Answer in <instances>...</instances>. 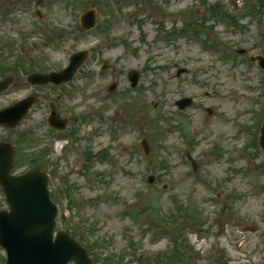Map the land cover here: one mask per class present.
<instances>
[{"label": "rangeland", "instance_id": "374dc122", "mask_svg": "<svg viewBox=\"0 0 264 264\" xmlns=\"http://www.w3.org/2000/svg\"><path fill=\"white\" fill-rule=\"evenodd\" d=\"M88 10L95 24L86 32L79 17ZM83 50L87 58L68 85L25 82L61 70ZM252 56L264 57V0H0V80L13 78L0 109L29 94L39 100L16 128H0V142L14 150L12 174L51 171L58 229L94 264H264L256 139L264 71L247 62ZM130 70L141 73L135 89ZM184 97L193 104L178 111L174 102ZM49 102L68 122L62 132L45 126Z\"/></svg>", "mask_w": 264, "mask_h": 264}, {"label": "water", "instance_id": "95a60500", "mask_svg": "<svg viewBox=\"0 0 264 264\" xmlns=\"http://www.w3.org/2000/svg\"><path fill=\"white\" fill-rule=\"evenodd\" d=\"M82 26L89 29L94 24L93 12L82 16ZM84 53L72 56L69 66L58 74L48 76L32 75L30 82L59 84L69 81L80 63ZM264 67V62L261 63ZM129 80L134 87L139 74L131 72ZM9 80L0 82L3 91ZM32 99H26L16 105L0 111V125L13 128L26 114L32 104ZM182 109L190 105V100L177 103ZM50 123L57 126L55 115ZM260 146L264 150V125L261 130ZM147 150L146 145H143ZM12 148L9 144H0V185L6 195L10 212H0V244L8 254L7 264H93L86 252L68 235L57 233L55 241H51L54 229L53 217L55 208L51 205L46 191V179L43 174H24L18 177L10 176L12 169ZM152 182V179H150Z\"/></svg>", "mask_w": 264, "mask_h": 264}, {"label": "flooded vegetation", "instance_id": "af4514ba", "mask_svg": "<svg viewBox=\"0 0 264 264\" xmlns=\"http://www.w3.org/2000/svg\"><path fill=\"white\" fill-rule=\"evenodd\" d=\"M60 115V114H59ZM68 123V122H67Z\"/></svg>", "mask_w": 264, "mask_h": 264}]
</instances>
